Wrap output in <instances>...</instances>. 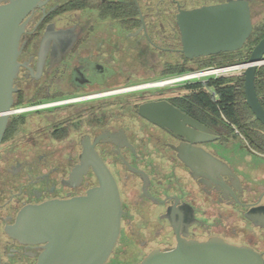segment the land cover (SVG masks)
I'll list each match as a JSON object with an SVG mask.
<instances>
[{
  "label": "flooded vegetation",
  "instance_id": "obj_1",
  "mask_svg": "<svg viewBox=\"0 0 264 264\" xmlns=\"http://www.w3.org/2000/svg\"><path fill=\"white\" fill-rule=\"evenodd\" d=\"M228 1L33 0L20 20L0 143L3 264H37L43 251L44 243L9 233L24 209L56 202L71 216L70 202L107 176L122 215L104 264H143L154 251L193 243L251 249L264 264V125L244 89L264 39V0H242L252 29L235 51L195 55L180 24L190 11ZM231 65L239 66L232 74L185 79ZM220 78L234 79L222 86L238 80L236 98H223L213 82ZM255 90L264 108V51ZM169 123H184L191 139ZM206 256L212 261V249Z\"/></svg>",
  "mask_w": 264,
  "mask_h": 264
},
{
  "label": "water",
  "instance_id": "obj_2",
  "mask_svg": "<svg viewBox=\"0 0 264 264\" xmlns=\"http://www.w3.org/2000/svg\"><path fill=\"white\" fill-rule=\"evenodd\" d=\"M32 3L33 0H18L0 7V143L13 101V80L19 67L18 47L23 29L20 20ZM180 24L185 48L195 55L235 51L252 29L248 4L242 0L195 9L182 15ZM263 51L264 39L249 58L244 89L247 104L264 125V108L255 90V73ZM185 121L202 128L191 120ZM176 124L167 126L176 130ZM182 128L179 133L191 139L189 130ZM65 207L56 202L27 207L21 213L20 224L9 233L25 242L45 244L37 264H104L121 229L122 205L112 176L104 177L100 186L90 189L80 200L71 201V216L67 215ZM210 249L212 261L206 256ZM257 260L258 255L251 249L229 244L216 247L193 243L188 250L154 251L143 264H259ZM0 264H3L1 258Z\"/></svg>",
  "mask_w": 264,
  "mask_h": 264
},
{
  "label": "trees",
  "instance_id": "obj_3",
  "mask_svg": "<svg viewBox=\"0 0 264 264\" xmlns=\"http://www.w3.org/2000/svg\"><path fill=\"white\" fill-rule=\"evenodd\" d=\"M237 62H239V59H230V63H237ZM233 80L234 79H229V80H226V79H224V78H220V79H218V80H213V82L215 83V84H217L218 86H219V88H220V92L222 93V95H223V98H227L228 100H231V99H233L234 97L236 98V94H237V92H236V90H235V87L236 86H238V84H237V81L238 80H236L235 79V81L234 82H236V85H232V84H229V85H224V86H222V84H225L226 82H233ZM192 85V84H191ZM198 98H202L201 96H198ZM205 98V97H204ZM230 108H232V105H230ZM218 110V109H217ZM225 113H226V116L227 117H229V118H231V116H233L235 113L232 111V109L229 111V112H227V111H225ZM263 128V127H262ZM264 129V128H263Z\"/></svg>",
  "mask_w": 264,
  "mask_h": 264
},
{
  "label": "built area",
  "instance_id": "obj_4",
  "mask_svg": "<svg viewBox=\"0 0 264 264\" xmlns=\"http://www.w3.org/2000/svg\"><path fill=\"white\" fill-rule=\"evenodd\" d=\"M238 65H231V66H226L223 68H214V69H206V71L204 72H199V73H195L192 75H188L185 76L186 80L189 79H194V78H204V77H208V76H218V75H227V74H232L234 73L237 69H238Z\"/></svg>",
  "mask_w": 264,
  "mask_h": 264
},
{
  "label": "rangeland",
  "instance_id": "obj_5",
  "mask_svg": "<svg viewBox=\"0 0 264 264\" xmlns=\"http://www.w3.org/2000/svg\"><path fill=\"white\" fill-rule=\"evenodd\" d=\"M207 63H208V61H207ZM207 63H206V64H207Z\"/></svg>",
  "mask_w": 264,
  "mask_h": 264
}]
</instances>
